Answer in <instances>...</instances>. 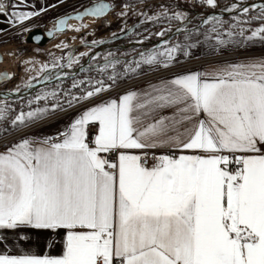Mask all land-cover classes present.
Masks as SVG:
<instances>
[{
  "label": "snow or ice",
  "instance_id": "1",
  "mask_svg": "<svg viewBox=\"0 0 264 264\" xmlns=\"http://www.w3.org/2000/svg\"><path fill=\"white\" fill-rule=\"evenodd\" d=\"M58 4L0 0V16L22 37ZM197 4L213 11L197 20L178 0L73 9L45 35L83 33L89 51L76 55L60 41L54 47L66 54L49 53L38 70L25 59L36 75L0 90V264H264V54L200 70L181 63L200 46L213 57L264 49V0ZM109 15L121 25L111 42L128 38L131 53L96 51L109 41L86 39L94 26L85 18ZM149 73L155 79L143 86L128 83ZM13 79L0 72V83ZM69 110L79 114L66 129L35 134ZM43 233L60 255L31 251Z\"/></svg>",
  "mask_w": 264,
  "mask_h": 264
},
{
  "label": "rangeland",
  "instance_id": "2",
  "mask_svg": "<svg viewBox=\"0 0 264 264\" xmlns=\"http://www.w3.org/2000/svg\"><path fill=\"white\" fill-rule=\"evenodd\" d=\"M94 1H96V0H72L71 2H64L63 4L59 5V9L57 11H55L54 13H51V15L43 18L42 20H40L36 24L38 25V27H41V28H51V27H53V21H54V19L56 17H58V16H60L62 14H65V13L73 12V9H80V8H82V6H84V5L88 4V3L94 2ZM107 1L111 2V0H107ZM133 2H135V0H133ZM178 2L186 10L187 9L193 10V11L194 10H212L210 8H208V9L202 8L198 4L196 5V7L193 8L192 7V0H178ZM232 2H234V0H220V5H221V7H223L224 5L230 4ZM249 2H252V0H249ZM151 3L153 5H156V4L160 3V0H151ZM118 10H119V8H117V11ZM192 13L193 12H191V14ZM195 17H196L197 20L200 19V17H197V16H195ZM89 18H85V20L83 21L84 23H88L90 26H94L91 29V31L88 33V35L86 36V39L88 41H90L91 39H95V38H105L107 40H110V34L112 32H118L120 27H121V25L118 22V20H117L115 15H109L107 21H105L103 19L92 18V17H91L92 19H89ZM223 18L225 20H227L230 17L226 16V17H223ZM108 21L111 22V26L110 27L108 26ZM134 22H135V17H133L132 19H130L128 21L129 25L134 24ZM71 23L79 24L80 21L73 20V21H71ZM146 27H149L152 32L160 30L159 26L153 27L151 25H148ZM173 27H175V25H173ZM24 35L21 37L17 33V34H13V35H10V36H5V37H1L0 38V53H2V54H6L7 53V47L10 46V45H14V46L24 45V46H26V49H23V50L18 52L17 57L15 58V61L11 62L12 70H11L10 73H15V79H13L11 81V83H8V82L0 83V89H4L5 86H6V88L11 89L15 85H17V84H19V83H21L23 81H26L27 77L29 75H32V76L36 75V71H32L30 73L25 72V65L23 64V61L25 59H34L35 61H37L38 63L36 65V70H38L39 67H40V63L49 61V59H50L49 53H54L56 56H61L63 54H66L62 50H58V49H56L54 47V45L59 43L60 41H65V42H67L69 44L75 45L73 51H74V53L76 55H79L80 52L89 51L87 46H82L80 44L79 37L83 36L84 35L83 33L77 34V33H74L72 31H65L63 33H56V34H54V36L52 37V39L50 41H47L42 46L26 43L24 41ZM72 36H77L78 38L76 40L69 39ZM171 39L174 40V41H177V40H180L181 37L173 34ZM156 40H157V38L153 36L152 37V43L154 44L156 42ZM118 46H121L122 49H124V48L126 49L122 53H124V52L131 53L133 51V47H132L131 44H129L128 38H122L120 40H117L115 43L110 42V44L105 45L102 49L101 48H97L96 51L107 52V51L111 50V51H114V52H118L121 49ZM150 46L151 45H149V44L144 45V47H146V48L150 47ZM137 48H139V46H137ZM262 50H264V49L255 48V49L251 50L250 52H252V51H262ZM228 52H233V51H226L225 53H228ZM193 55H196L198 57L211 56V55H209V50L207 49L206 46L198 47L196 50H194ZM84 60H87V57H85ZM0 61H1V59H0ZM29 67H31V66H29ZM150 74L151 73H149L148 75H150ZM75 75H77V77L79 78V77H82L85 74L84 73H79V74H75ZM70 84H71V79H68V80H66L64 82V86L65 87L70 86ZM54 86H55V82H51V83L48 84V88L49 89L54 87ZM44 87L45 86L43 85V86H41L39 88H36L32 92V95H35L36 91H39V90H41ZM64 114H66V113H64ZM53 116H55V115H53ZM52 117H50L49 119H51ZM55 118H57V119H55ZM65 118H66V116H63V114L57 113L56 116L53 117V121L45 124L41 128H44V127L49 128L51 126H56L60 122H62Z\"/></svg>",
  "mask_w": 264,
  "mask_h": 264
},
{
  "label": "crops",
  "instance_id": "3",
  "mask_svg": "<svg viewBox=\"0 0 264 264\" xmlns=\"http://www.w3.org/2000/svg\"><path fill=\"white\" fill-rule=\"evenodd\" d=\"M8 2L11 4V3H14L15 0H9ZM29 3L33 7L39 8L41 6L48 7V5L58 4V0H29ZM59 5L60 4H58V6L56 8H50L47 12H45L39 18L33 19L29 26L31 28L38 27V25L36 23L39 22L40 20H42L43 18L51 15V13H54L55 11H57L59 9ZM0 28H3V29L6 30L3 34H0V38L18 33L17 29L11 28L7 23L4 22V17H2V16H0ZM24 34H26V33H24ZM118 47L121 48V46H118ZM124 50H126V49L125 48L124 49L121 48L117 53H122ZM261 54H263V53H248V54H244V55H256V56H259ZM244 55H240V56H244ZM203 58H206V57H198L196 55H192L190 60H184L183 58H181V63H182V66L184 68H188V69H192V70H200L202 67H205V66L209 65L210 63H212V62L195 63L196 60L203 59ZM236 58L229 59V60H235ZM175 70H177V69H174V71ZM159 75H167V74L166 73H162V74H159ZM153 79H155V77L150 76L148 78H144V79H140L138 81H135L134 83L137 86H143L148 81L153 80ZM130 84H133V83H130ZM125 86H127V85H125ZM110 95H115V93H110ZM78 114H79V110H71L69 112H66V114H63V116H66V118L62 122H60L58 125L51 126L49 128H47V127L41 128L38 132H35V134L36 135H42V136L55 135L58 131H63L64 129H66L70 125L72 120L75 119L76 115H78ZM55 119H57V118H55ZM51 121H53V119L49 120V121H46L44 123V125L49 123V122H51ZM61 235H63V233H61ZM11 238L12 237H10V239ZM46 238H49L47 233L40 234L38 242L34 243L31 246V251L36 253V254H40V255H43V254L60 255L62 253L61 244L60 243H56V245L54 247L49 249V248L46 247V243H45ZM55 239L57 241H59L60 237H55ZM13 254H16V253L13 251Z\"/></svg>",
  "mask_w": 264,
  "mask_h": 264
},
{
  "label": "water",
  "instance_id": "4",
  "mask_svg": "<svg viewBox=\"0 0 264 264\" xmlns=\"http://www.w3.org/2000/svg\"><path fill=\"white\" fill-rule=\"evenodd\" d=\"M94 2H99V0H96V1H94ZM105 2H108V1L105 0ZM92 3H93V2L88 3V4L84 5V6H88V5L92 4ZM80 9H81V8H80ZM187 10H189V9H187ZM212 11H213V10H194V11H193V10H190V12H193L192 15L197 16V17H200L199 14H201V13H211ZM69 13H72V12H69ZM63 15H64V14H63ZM61 16H62V15H61ZM225 16H228V15L225 14L224 17H225ZM58 17H60V16H58ZM58 17H57V18H58ZM55 19H56V18H55ZM55 19H54V21H53V26H54V23H55ZM51 28H53V27H51ZM51 28H46V29H44V30H41L40 27H34V28H32V31H31V32L26 33V34L24 35V41H25L26 43H29V44H34V45L42 46V45H44L47 41H50V40L52 39V37L49 38V37H47V36L45 35V33H46L49 29H51ZM37 34H39V35H43V36H44V39H43L41 42H39V43L34 42L33 39H32V36L37 35ZM108 41H111V40H108ZM0 59L5 60L6 62H11V58H10V56L7 55V54H2V53H0ZM86 62H87V60H84L82 63H86ZM3 71H6V70H0V72H3ZM70 71H71V70H70ZM41 86H43V85H38L37 88H39V87H41ZM0 90H4V89H0ZM33 91H34V90H33ZM25 96H28V93H27V92H25Z\"/></svg>",
  "mask_w": 264,
  "mask_h": 264
},
{
  "label": "built area",
  "instance_id": "5",
  "mask_svg": "<svg viewBox=\"0 0 264 264\" xmlns=\"http://www.w3.org/2000/svg\"><path fill=\"white\" fill-rule=\"evenodd\" d=\"M9 1V0H8ZM72 0H65V2H71ZM248 53H263L264 54V50H262V51H252V52H248ZM248 53H245V52H228V53H224V55L222 56V57H213V56H209V57H206V58H203V59H199V60H196L195 61V63H205V62H213V60L214 59H216V58H219V59H222V60H229V59H233V58H236V57H238V56H240V55H244V54H248ZM174 70V69H173ZM160 74H162V73H160ZM150 76H152V74H150V75H147V76H145L144 78H148V77H150ZM143 78V79H144ZM138 80H140V79H137V80H135V81H138ZM135 81H130V82H128L129 84L130 83H134ZM69 111H71V110H69ZM68 111V112H69ZM60 114H64V113H60ZM59 115V114H58ZM56 116V115H55ZM55 116H53V117H55ZM53 117L51 118V119H53ZM51 119H49V120H51ZM49 120H47V121H49ZM46 122V121H45ZM95 134V129L94 128H92L91 130H90V135H94Z\"/></svg>",
  "mask_w": 264,
  "mask_h": 264
},
{
  "label": "bare ground",
  "instance_id": "6",
  "mask_svg": "<svg viewBox=\"0 0 264 264\" xmlns=\"http://www.w3.org/2000/svg\"><path fill=\"white\" fill-rule=\"evenodd\" d=\"M89 18V17H86ZM93 18V17H92ZM91 17L89 19H92ZM26 49V46L21 45V46H14V45H10L7 47V55H9V50L12 51V54L9 55L11 58V62L15 61V58L17 57V54L19 51ZM11 62H6L5 60L0 61V70H6L7 72H11L12 67H11Z\"/></svg>",
  "mask_w": 264,
  "mask_h": 264
},
{
  "label": "flooded vegetation",
  "instance_id": "7",
  "mask_svg": "<svg viewBox=\"0 0 264 264\" xmlns=\"http://www.w3.org/2000/svg\"><path fill=\"white\" fill-rule=\"evenodd\" d=\"M65 14H66V13H65ZM62 15H63V14H62ZM60 16H61V15H60ZM56 18H57V17H56ZM40 28H41V27H40ZM44 29H46V28H41V30H44ZM110 42H111V41H109L107 44H110ZM107 44H106V45H107ZM75 74H79V73H75Z\"/></svg>",
  "mask_w": 264,
  "mask_h": 264
},
{
  "label": "trees",
  "instance_id": "8",
  "mask_svg": "<svg viewBox=\"0 0 264 264\" xmlns=\"http://www.w3.org/2000/svg\"><path fill=\"white\" fill-rule=\"evenodd\" d=\"M226 17V16H225Z\"/></svg>",
  "mask_w": 264,
  "mask_h": 264
}]
</instances>
